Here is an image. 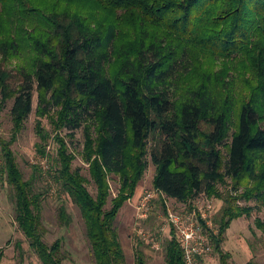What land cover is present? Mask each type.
I'll use <instances>...</instances> for the list:
<instances>
[{"label": "trees", "instance_id": "obj_1", "mask_svg": "<svg viewBox=\"0 0 264 264\" xmlns=\"http://www.w3.org/2000/svg\"><path fill=\"white\" fill-rule=\"evenodd\" d=\"M35 85L42 113L55 110L59 130L85 128L84 160L100 196L87 193L58 134L54 176L81 210L96 264H127L115 222L147 155L154 190L172 200L218 197L223 179L243 188L245 200H264V0H0V94L13 102L12 142L32 111ZM9 144L0 140V172L14 192L19 229L41 264H63L61 241L49 246L41 233L43 194L32 188L43 170L26 180ZM107 172L122 177L109 210ZM235 200L222 198L215 214L221 264H228L227 228L250 212ZM168 233L166 264H186L174 228ZM135 258L147 264L142 250Z\"/></svg>", "mask_w": 264, "mask_h": 264}, {"label": "rangeland", "instance_id": "obj_2", "mask_svg": "<svg viewBox=\"0 0 264 264\" xmlns=\"http://www.w3.org/2000/svg\"><path fill=\"white\" fill-rule=\"evenodd\" d=\"M30 55L28 51L24 54L27 58ZM16 61L11 66H15ZM32 95V111L23 122L24 125L18 132L16 141L12 142L11 137L15 134L11 110L13 102L12 99L5 102V97L0 94V140L3 143H11L9 147L26 180H31L35 169L43 170L42 178L34 177L32 190L33 193L40 191L43 194L38 208H40V222H42L41 233L47 245L50 246L56 240L61 241L63 264H96L81 210L73 203L70 194L63 190L54 176L57 167L54 155L58 147L55 136L58 134L65 137L67 141L68 151L74 156L71 165L73 170L78 169L80 175L86 180L87 193L95 199L100 196L98 183L91 176L90 164L84 160L85 128L81 127L72 134L67 129L59 130L53 123L57 120L55 110L42 113L41 95L36 85ZM262 125L264 126V122ZM40 129L42 134L39 132ZM39 146L47 157L38 152ZM147 146L150 150L151 144ZM95 157H91L90 162ZM146 159L148 165L142 175L143 178L134 189L133 196L122 204L115 222L116 233L127 264L136 263L137 250H142L147 264H166L163 246L165 239L169 237V227H172L168 218L170 213L180 214L196 207L210 206V217L218 231L214 221L215 214L222 207L221 199L228 196L236 198L235 207L250 209V212L247 216L241 215L233 219L224 234L221 245L223 252L229 256L226 258L227 263L264 264V226L259 227V224H264V200L260 201L256 198L245 200L240 196L243 188L235 190L232 186L234 182L230 179H223L215 186L220 191L218 197L204 192L190 198L187 202L172 200L154 190L156 167L149 155ZM1 166L0 157V170ZM3 176L0 172V252H3L0 264H41L37 253L31 250L27 237L19 229L16 222L15 195L6 177ZM105 178L109 193L105 199L104 209L109 210L112 207V200L119 197L122 177L119 174L107 172ZM197 264H221L218 255L214 254L213 245L209 253L203 255Z\"/></svg>", "mask_w": 264, "mask_h": 264}, {"label": "built area", "instance_id": "obj_3", "mask_svg": "<svg viewBox=\"0 0 264 264\" xmlns=\"http://www.w3.org/2000/svg\"><path fill=\"white\" fill-rule=\"evenodd\" d=\"M210 206L196 207L183 213H170L168 218L178 234L186 264H197L198 260L212 249V237L218 231L209 213Z\"/></svg>", "mask_w": 264, "mask_h": 264}]
</instances>
